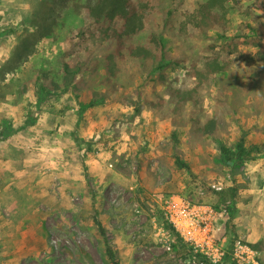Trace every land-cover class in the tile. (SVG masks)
<instances>
[{"label": "rangeland", "instance_id": "1", "mask_svg": "<svg viewBox=\"0 0 264 264\" xmlns=\"http://www.w3.org/2000/svg\"><path fill=\"white\" fill-rule=\"evenodd\" d=\"M206 1L145 0L142 30L116 17L101 39L88 0H0V264H109L96 214L121 264H190L164 225L176 195L226 205L229 244L264 264V0L215 23ZM242 136L261 151L228 159Z\"/></svg>", "mask_w": 264, "mask_h": 264}, {"label": "built area", "instance_id": "2", "mask_svg": "<svg viewBox=\"0 0 264 264\" xmlns=\"http://www.w3.org/2000/svg\"><path fill=\"white\" fill-rule=\"evenodd\" d=\"M216 190L223 186L212 184ZM164 214L189 245L190 264H260L258 252L244 236L234 237L229 244L224 234V225L229 217L226 205L216 208L206 203H191L176 195L166 201ZM170 238L164 242L166 249H172Z\"/></svg>", "mask_w": 264, "mask_h": 264}, {"label": "trees", "instance_id": "3", "mask_svg": "<svg viewBox=\"0 0 264 264\" xmlns=\"http://www.w3.org/2000/svg\"><path fill=\"white\" fill-rule=\"evenodd\" d=\"M145 0H88V5L91 7V13L95 16L96 22H102L104 20L108 21V26H106L102 31H100L101 39L109 36L110 25L117 18H123L125 22L123 23V30L126 34L137 33L144 28L143 17L144 14L147 13V6L142 4ZM159 0H146L147 5L153 6V2H158ZM224 0H207L204 2L201 8V12L203 14V22L208 23L209 21L215 23L218 21L217 12L219 11V7L224 6ZM214 9V12L212 11ZM169 14L171 11L168 12ZM200 23V22H198ZM95 32L94 34H96ZM112 34V33H111ZM113 34H115L118 38H121L122 33L114 29ZM153 40L158 41L162 47L165 46V37L162 33L154 34ZM136 52L138 54L144 53V50L141 47H138ZM163 66V63H161ZM80 110H85L88 108H93L98 104V100L96 98H91L90 100L84 101L79 100ZM221 150L228 157V159L239 158L241 159H249L255 155V152L261 151L260 147L257 145H246V139L242 136L236 144V149H231L226 145H221ZM178 162L187 166L185 162L182 160H178ZM223 198L233 200L237 194V187L231 186L220 192ZM96 195H92V203L95 206L96 203ZM95 224L98 227L99 233L105 239L106 247H105V255L109 264H121V260L118 256L115 248L109 243L107 240V230L96 214L94 215ZM164 225L166 229L174 235L176 238V242H178L181 247L188 251L190 249L189 245L183 240L179 231L174 227V225L164 219Z\"/></svg>", "mask_w": 264, "mask_h": 264}]
</instances>
